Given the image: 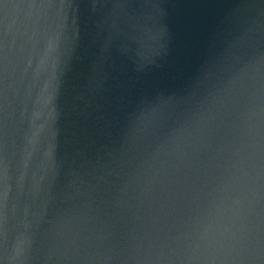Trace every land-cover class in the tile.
I'll return each mask as SVG.
<instances>
[{"label":"water","instance_id":"water-1","mask_svg":"<svg viewBox=\"0 0 264 264\" xmlns=\"http://www.w3.org/2000/svg\"><path fill=\"white\" fill-rule=\"evenodd\" d=\"M0 264H264V0H0Z\"/></svg>","mask_w":264,"mask_h":264}]
</instances>
